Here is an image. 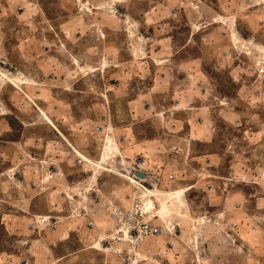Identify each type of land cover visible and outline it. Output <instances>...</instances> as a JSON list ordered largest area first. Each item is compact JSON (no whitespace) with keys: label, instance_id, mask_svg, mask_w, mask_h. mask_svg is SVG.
<instances>
[{"label":"rangeland","instance_id":"374dc122","mask_svg":"<svg viewBox=\"0 0 264 264\" xmlns=\"http://www.w3.org/2000/svg\"><path fill=\"white\" fill-rule=\"evenodd\" d=\"M0 264H264V0H0Z\"/></svg>","mask_w":264,"mask_h":264},{"label":"bare ground","instance_id":"6f19581e","mask_svg":"<svg viewBox=\"0 0 264 264\" xmlns=\"http://www.w3.org/2000/svg\"><path fill=\"white\" fill-rule=\"evenodd\" d=\"M110 148H111L110 145L107 144L101 156L102 161L95 162L96 167L104 168L103 164H105V162H107L109 158L111 157V156L109 157V155L107 154L109 153ZM142 174H144V177H140L138 175H135V176L131 175V176H128V178L131 179L134 183H137L140 188L144 189L145 193L143 194V196L146 197V200H144L143 202V208L145 210L155 208L158 214H162V213H167L165 212L167 210L175 211L180 206H184L185 200L183 196L185 192L183 189H175V190L166 191V192L160 191L159 189L155 190L145 185V183H143V181L148 182V176L145 172H143ZM161 196L162 197L165 196L164 200L161 199ZM156 203H159V206H157Z\"/></svg>","mask_w":264,"mask_h":264},{"label":"built area","instance_id":"2783aa9c","mask_svg":"<svg viewBox=\"0 0 264 264\" xmlns=\"http://www.w3.org/2000/svg\"><path fill=\"white\" fill-rule=\"evenodd\" d=\"M140 167H144L146 165V160L140 161L138 164ZM142 213V210H141ZM162 232V229L158 226H154L149 223H144L142 220H136L135 227L132 230L126 232L125 237L128 239H139L141 236L149 237V236H158ZM120 240V239H119ZM125 261L128 260L127 257L124 258Z\"/></svg>","mask_w":264,"mask_h":264},{"label":"crops","instance_id":"0c3cea01","mask_svg":"<svg viewBox=\"0 0 264 264\" xmlns=\"http://www.w3.org/2000/svg\"><path fill=\"white\" fill-rule=\"evenodd\" d=\"M57 175H61V172H58ZM64 176H66V174H65ZM66 177H67V176H66ZM141 181H142V180H141ZM143 183L147 184V181H143ZM135 184H137V183H135ZM137 185H138V184H137ZM151 188H153V189H155V190H158L157 188L152 187V185H151ZM188 188L190 189V188H192V187L190 186V187H188ZM159 190H160V189H159ZM142 192H143V194L145 193L143 188H142ZM158 192H159V191H158Z\"/></svg>","mask_w":264,"mask_h":264},{"label":"water","instance_id":"95a60500","mask_svg":"<svg viewBox=\"0 0 264 264\" xmlns=\"http://www.w3.org/2000/svg\"><path fill=\"white\" fill-rule=\"evenodd\" d=\"M137 175L140 176V177H144V174H142L140 172H138Z\"/></svg>","mask_w":264,"mask_h":264}]
</instances>
